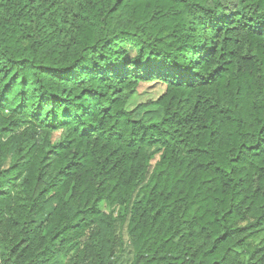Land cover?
I'll return each mask as SVG.
<instances>
[{"label":"trees","instance_id":"trees-1","mask_svg":"<svg viewBox=\"0 0 264 264\" xmlns=\"http://www.w3.org/2000/svg\"><path fill=\"white\" fill-rule=\"evenodd\" d=\"M0 264H264V0H0Z\"/></svg>","mask_w":264,"mask_h":264},{"label":"rangeland","instance_id":"rangeland-1","mask_svg":"<svg viewBox=\"0 0 264 264\" xmlns=\"http://www.w3.org/2000/svg\"><path fill=\"white\" fill-rule=\"evenodd\" d=\"M162 94V88L160 86L158 87H150L148 85L146 86H142L139 89V94L136 95V97L134 98V100L131 102V107H135L136 105L140 104V103H144L146 101H150V100H155L157 99L160 95ZM103 212L105 213H109L110 212V208L108 206V204H104L102 207ZM123 235L125 237L126 240V255L130 249V245L128 242V238H127V234L126 232H123Z\"/></svg>","mask_w":264,"mask_h":264}]
</instances>
